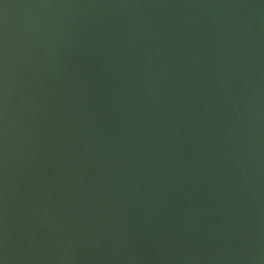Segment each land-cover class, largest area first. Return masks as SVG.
I'll return each mask as SVG.
<instances>
[{"label":"bare ground","instance_id":"obj_1","mask_svg":"<svg viewBox=\"0 0 264 264\" xmlns=\"http://www.w3.org/2000/svg\"><path fill=\"white\" fill-rule=\"evenodd\" d=\"M0 264H264V0H0Z\"/></svg>","mask_w":264,"mask_h":264}]
</instances>
